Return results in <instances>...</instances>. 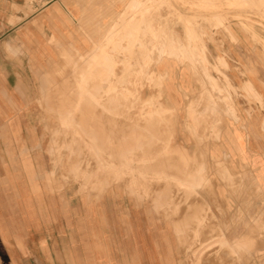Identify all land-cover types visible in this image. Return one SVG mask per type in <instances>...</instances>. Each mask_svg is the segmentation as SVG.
Instances as JSON below:
<instances>
[{
    "label": "crops",
    "instance_id": "crops-1",
    "mask_svg": "<svg viewBox=\"0 0 264 264\" xmlns=\"http://www.w3.org/2000/svg\"><path fill=\"white\" fill-rule=\"evenodd\" d=\"M144 1L0 0V264H264V81L257 62L248 60L253 51L232 48L228 40L206 44L207 59L217 57L226 66L220 76L212 75L227 78L239 91L232 102L234 116L222 119L217 134L202 132L197 114L209 105L213 111L219 107L216 102L198 104L200 87L186 66L166 57L150 69L161 77L160 100L172 111L166 149L197 158L212 173L215 194L204 193V200L219 215L232 210L243 215L242 230L234 238L223 237L218 247L210 238L200 241L198 255L194 249L185 257L179 224L198 231L203 219L195 203H176L177 214L167 218L146 198L115 189L98 195L84 192L82 167H75L76 178L68 183L66 163L54 165L50 138L56 134L97 137L111 130L109 136H124L123 123L109 126L110 114L99 112L93 98L79 96L78 90L83 78L86 87L97 73L95 65L112 70L110 56L127 59L113 48L144 40L138 31L147 29V19L125 17L130 10L143 13ZM161 12L162 7L154 15L155 28L161 25ZM249 63L256 64L254 70ZM64 64L76 66V96L44 95L52 73ZM150 89L144 100L157 93ZM99 99L108 105L115 97ZM160 162L156 166L179 169L172 160ZM190 168L187 177L193 187L200 176L194 164ZM208 230L205 225L201 233ZM241 244L252 251L232 257L230 249L237 252Z\"/></svg>",
    "mask_w": 264,
    "mask_h": 264
},
{
    "label": "rangeland",
    "instance_id": "rangeland-1",
    "mask_svg": "<svg viewBox=\"0 0 264 264\" xmlns=\"http://www.w3.org/2000/svg\"><path fill=\"white\" fill-rule=\"evenodd\" d=\"M142 6L143 13L130 10V16L125 17L135 19L143 16L147 19V29L144 32L138 31V35L144 40H136L133 44L128 41L127 48H113L117 55L122 54L127 59L117 61L110 56L112 70L100 63L95 65L93 70L97 73L89 78L86 87L83 78L78 90L79 96L93 98L96 103L94 107L99 112L110 114L109 126H117L121 121L124 136H117L116 133L109 136L107 133H113L111 130H106L97 137L56 134L50 138L51 154L55 166H59L60 161L66 163L68 183L76 178L75 167L78 165L83 168L81 188L84 192L98 195L115 189L131 198H146L152 206L161 209L167 218L171 214H177L174 208L176 203L186 207L191 201L195 203L203 219L198 225V231L194 233L189 227L190 224L182 225L180 222L179 228H184V231L178 232V235L184 256L187 257L194 249L197 256L200 241L210 238L211 243L218 247V242L221 239L224 241L223 237L230 240L241 232V221L244 218L240 212L233 210L225 214L220 211V215L213 211L203 196L204 193L208 196L215 194L214 181L210 176L212 173L200 167L201 163L197 162V158L195 160L180 151L166 149L170 138L172 111L160 100L158 88L161 77L150 72L151 64L168 57L189 69L200 87L198 104L216 102L219 107L217 111H213L209 105L202 114H197L203 125L201 130L204 133H219L224 123L222 119L234 116L232 102L239 91L230 85L227 78L217 77L226 66L217 57L213 58L214 62L207 59L206 44L208 42L218 45L228 40L227 44L232 48L236 46L253 51V57L247 59L257 62L258 76L264 81V0H145ZM161 7V25L155 28L154 15L159 13ZM150 19H153L151 30ZM123 41L127 44L126 40H121ZM64 65L60 72L52 73V81L44 95L76 96V66ZM249 65L252 70L256 64ZM212 72L217 75L213 76ZM148 88L157 93L151 99L144 100ZM100 97H115V100L110 101L111 104L102 105ZM88 107L93 108L92 105ZM52 116L56 117L54 111ZM147 120H151L154 127ZM88 122L92 124L94 120L90 117ZM51 123L58 124L54 117L51 118ZM85 129L87 131L84 132L89 133L88 127ZM96 129L100 133L98 126ZM130 157L133 160L129 161ZM126 158L129 159L125 160ZM200 159L204 160L202 154ZM171 160L179 169L156 166L160 161ZM192 164L195 165L194 172L200 176V181L194 184L195 187L188 183L190 175L187 177ZM141 169H145L143 174ZM94 173L97 179L93 178ZM218 176L224 178V175ZM234 185L232 184L233 187ZM205 225L209 230L202 234ZM229 246L227 245L228 249ZM242 246L243 244L237 245V252L230 249L231 256L238 258L242 253L245 256L252 251ZM219 254L217 252L216 256Z\"/></svg>",
    "mask_w": 264,
    "mask_h": 264
},
{
    "label": "bare ground",
    "instance_id": "bare-ground-1",
    "mask_svg": "<svg viewBox=\"0 0 264 264\" xmlns=\"http://www.w3.org/2000/svg\"><path fill=\"white\" fill-rule=\"evenodd\" d=\"M72 47V46H71ZM94 51V50H93ZM154 52V51H153ZM155 56H156V54H155ZM76 58V57H75ZM73 65H74V63H73ZM78 69V68H77ZM46 74V73H45ZM50 75H51V73H50ZM49 75V76H50ZM203 77V76H202ZM50 78V77H49ZM61 78V77H60ZM47 79V78H46ZM203 79V78H202ZM50 80V79H49ZM50 83V82H49ZM87 89V88H86ZM91 90V89H90ZM66 92V91H65ZM88 93V92H87ZM89 93H91V92H89ZM92 94V93H91ZM94 94V93H93ZM83 96V95H82ZM96 97V96H95ZM101 98V97H100ZM217 99V98H216ZM112 100V99H111ZM99 103V102H98ZM107 103V102H106ZM108 104V103H107ZM111 104V103H110ZM106 107V106H105ZM108 107V106H107ZM88 112V111H87ZM100 114V113H99ZM94 115V114H93ZM101 115V114H100ZM86 116V115H85ZM105 117V116H104ZM98 118V117H97ZM100 118H101V116H100ZM96 119V118H95ZM104 120V119H103ZM148 121V120H147ZM151 121V120H150ZM93 123V122H92ZM128 125V124H127ZM138 125V124H137ZM93 134V133H92ZM172 134V133H171ZM171 137H172V135H171ZM195 139V138H194ZM196 141V140H195ZM181 151V150H180ZM250 173V172H249ZM179 174V173H178ZM231 178V177H230ZM224 179V178H223ZM241 179V178H240ZM195 180V179H194ZM229 180V179H228ZM232 182V181H231ZM230 182V183H231ZM239 186V185H238ZM195 187V186H194ZM230 188V187H229ZM252 188V187H251ZM254 189V188H253ZM235 196V195H234ZM256 197V196H255ZM254 198V197H253ZM248 219V218H247ZM230 253V252H229ZM240 259V258H239Z\"/></svg>",
    "mask_w": 264,
    "mask_h": 264
}]
</instances>
